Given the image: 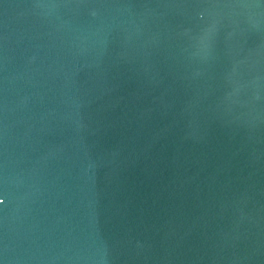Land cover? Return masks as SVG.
I'll use <instances>...</instances> for the list:
<instances>
[{
    "label": "water",
    "instance_id": "water-1",
    "mask_svg": "<svg viewBox=\"0 0 264 264\" xmlns=\"http://www.w3.org/2000/svg\"><path fill=\"white\" fill-rule=\"evenodd\" d=\"M0 264H264V0H0Z\"/></svg>",
    "mask_w": 264,
    "mask_h": 264
}]
</instances>
